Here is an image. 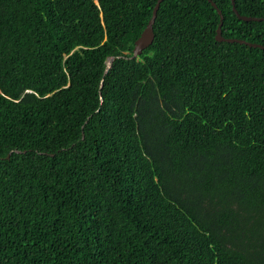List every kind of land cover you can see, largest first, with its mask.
<instances>
[{
  "label": "trees",
  "instance_id": "16d2710c",
  "mask_svg": "<svg viewBox=\"0 0 264 264\" xmlns=\"http://www.w3.org/2000/svg\"><path fill=\"white\" fill-rule=\"evenodd\" d=\"M155 1L0 0V264H264V49Z\"/></svg>",
  "mask_w": 264,
  "mask_h": 264
},
{
  "label": "water",
  "instance_id": "95a60500",
  "mask_svg": "<svg viewBox=\"0 0 264 264\" xmlns=\"http://www.w3.org/2000/svg\"><path fill=\"white\" fill-rule=\"evenodd\" d=\"M160 1L161 0L155 1V4L152 8L151 15H150L145 27L143 28V30L141 31L139 36L133 41V47H132V52H131V56H130L131 58L139 55L141 53V51L151 43V41L153 39L152 23L154 21L155 13H156V10L158 8ZM207 1L210 3V5L212 7H214L216 9V12H217L218 17H219V22H218V25H217V28L215 31V36H214L216 41H226V42L235 41L238 43H244L248 46L258 47V48L264 49V45H261V44L250 43V42H247V41L242 40V39L224 38L221 35V31H220L222 15H221L220 11L216 8L214 2H212L211 0H207ZM230 2H231L232 11L235 13V15L238 19L245 20V21H248V20H264V18H262V17H253V16H245V15L238 14V12L234 8V1L230 0ZM113 58H114L113 56H107L106 57L103 74H105L107 72ZM100 86H101V80L99 82V87ZM99 99L101 100V97Z\"/></svg>",
  "mask_w": 264,
  "mask_h": 264
}]
</instances>
